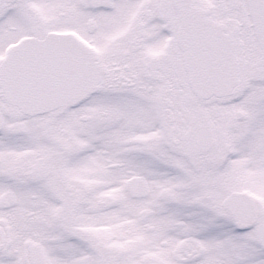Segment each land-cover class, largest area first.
I'll list each match as a JSON object with an SVG mask.
<instances>
[{
	"label": "snow or ice",
	"instance_id": "1",
	"mask_svg": "<svg viewBox=\"0 0 264 264\" xmlns=\"http://www.w3.org/2000/svg\"><path fill=\"white\" fill-rule=\"evenodd\" d=\"M0 264H264V0H0Z\"/></svg>",
	"mask_w": 264,
	"mask_h": 264
}]
</instances>
